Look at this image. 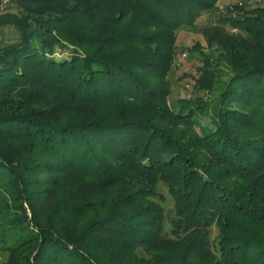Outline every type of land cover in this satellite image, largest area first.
Wrapping results in <instances>:
<instances>
[{"label":"trees","instance_id":"obj_1","mask_svg":"<svg viewBox=\"0 0 264 264\" xmlns=\"http://www.w3.org/2000/svg\"><path fill=\"white\" fill-rule=\"evenodd\" d=\"M216 3L0 0V264H264V3L193 46L211 97L168 104Z\"/></svg>","mask_w":264,"mask_h":264},{"label":"rangeland","instance_id":"obj_2","mask_svg":"<svg viewBox=\"0 0 264 264\" xmlns=\"http://www.w3.org/2000/svg\"><path fill=\"white\" fill-rule=\"evenodd\" d=\"M264 3V0H217L215 10L208 12H201L197 17L194 26L182 27L177 31L174 59L168 74V81L170 84V94L168 96V104L171 109L176 110L177 103L182 99L194 100L196 98L205 99L211 97L205 94L203 91H199L194 88V77L197 76L198 69L202 66L203 53L207 52L206 43L202 36V31L211 26H222L225 30L230 31L227 25L220 23V19L223 17L225 8L233 4H244L249 8L256 7ZM18 39L17 32L12 27L0 28V44L15 42ZM197 44L200 47V51L194 50L193 46ZM59 58L67 57L66 53H58ZM221 69L225 70L224 67ZM222 80L226 79V75H222ZM208 117L202 119V124L208 122ZM198 131V128L196 129ZM158 191L164 196L165 202L162 205L164 214L168 218L172 215L173 202L170 196L167 194L166 189L162 186H158ZM165 228H167V222H164ZM216 236V229H211V239ZM140 256H145L142 250H139ZM5 253L0 251V262L4 261Z\"/></svg>","mask_w":264,"mask_h":264}]
</instances>
